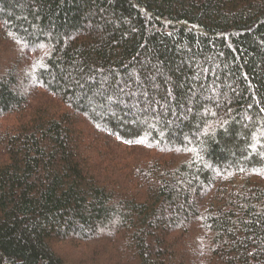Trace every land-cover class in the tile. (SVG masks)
I'll list each match as a JSON object with an SVG mask.
<instances>
[{"label": "trees", "instance_id": "1", "mask_svg": "<svg viewBox=\"0 0 264 264\" xmlns=\"http://www.w3.org/2000/svg\"><path fill=\"white\" fill-rule=\"evenodd\" d=\"M0 264H264V0H0Z\"/></svg>", "mask_w": 264, "mask_h": 264}]
</instances>
